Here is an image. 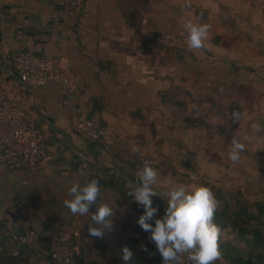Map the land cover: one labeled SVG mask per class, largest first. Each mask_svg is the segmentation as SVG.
Listing matches in <instances>:
<instances>
[{
	"label": "crops",
	"instance_id": "1",
	"mask_svg": "<svg viewBox=\"0 0 264 264\" xmlns=\"http://www.w3.org/2000/svg\"><path fill=\"white\" fill-rule=\"evenodd\" d=\"M231 2L86 0L81 16L66 12L62 0H0V60L7 92L32 120L48 155L39 165L12 171L0 143V215L21 202L28 203L33 210L15 220V229H32L39 236L28 246L5 240L0 264H39L49 258L44 239L54 237L61 226L88 230L90 216L73 215L63 201L73 181L83 184L92 178L102 186L97 203L106 199L114 209L113 226L103 237L79 240L80 264H124L125 246L148 253L149 264H163L150 232L140 227L136 236H117L112 231L124 225L123 211H144L128 195L129 185L139 183L137 173L144 158L163 155L165 165L193 179L200 168L214 166L210 148L215 140L184 121L180 102H175L173 112L168 92H179L182 80L192 74L209 79V85H247L237 77L243 69L233 63L231 49L214 41L224 36L215 33L216 29L233 24L223 20L232 18ZM189 20L210 25L206 47L187 48L184 53L157 49L160 35L187 33ZM22 51L52 58L67 73L73 90L62 84L25 87L14 68V58ZM183 86L189 89L190 83ZM73 107L87 116L103 118L108 127L103 143L75 132ZM9 132L7 121L0 116V139ZM202 134L207 140H201ZM165 165L155 169L158 195L153 197V206L159 211L153 224L167 207L169 186L194 184L174 178ZM95 211L94 204L90 213Z\"/></svg>",
	"mask_w": 264,
	"mask_h": 264
},
{
	"label": "clouds",
	"instance_id": "2",
	"mask_svg": "<svg viewBox=\"0 0 264 264\" xmlns=\"http://www.w3.org/2000/svg\"><path fill=\"white\" fill-rule=\"evenodd\" d=\"M185 28L186 43L190 50L206 47L210 25L189 20ZM242 115L234 112L233 121H239ZM244 151L245 145L233 137L228 159L233 164L238 163ZM137 175L139 183L129 185L128 195L143 206L144 211L137 223L142 230L151 233L150 239L156 245L163 264H182L181 257L185 255L191 264H215L222 257L221 228L214 220L219 202L211 188L202 184L183 183L169 186L167 207L163 216L156 218L153 224L151 221L159 211L158 206H153V197L158 195L155 190L158 173L145 161ZM101 187L96 178L86 179L83 184L75 180L67 188V198L63 201L64 207L73 215L90 216L88 232L93 237H103L105 230L110 231L113 226V207L106 199L97 203L98 197H102ZM94 204L96 211L90 213ZM93 223L96 226H92ZM122 252V260L124 264H128L133 252L127 246Z\"/></svg>",
	"mask_w": 264,
	"mask_h": 264
},
{
	"label": "built area",
	"instance_id": "3",
	"mask_svg": "<svg viewBox=\"0 0 264 264\" xmlns=\"http://www.w3.org/2000/svg\"><path fill=\"white\" fill-rule=\"evenodd\" d=\"M85 2L86 0H62L66 12L81 16L85 14V11L82 13ZM186 41L185 31L167 32L157 38L156 46L164 50L184 53L188 48ZM14 68L25 87L62 84L67 90H73V83L67 73L57 66L52 58L31 51H22L14 58ZM5 80L6 76L0 60V116L7 121L10 128V132L0 139V143L6 165L10 170L16 171L25 166L39 165L47 160L48 155L45 141L32 120L9 97ZM72 125L78 135L94 142L103 143L108 134V127L99 114L90 117L81 113L76 107H73ZM32 210L28 203L21 202L0 215V224L4 226V233L9 241L30 245L39 238L32 229L23 232L15 229V220ZM122 213L125 223L115 228L112 233L117 236H136L140 230L137 223L140 214L135 210H125ZM91 237L88 230H74L61 226L54 237L44 239L50 248L49 258L39 264H80L79 240H89ZM4 243L5 241L0 240V251ZM181 262L191 264L186 255L181 257Z\"/></svg>",
	"mask_w": 264,
	"mask_h": 264
},
{
	"label": "rangeland",
	"instance_id": "4",
	"mask_svg": "<svg viewBox=\"0 0 264 264\" xmlns=\"http://www.w3.org/2000/svg\"><path fill=\"white\" fill-rule=\"evenodd\" d=\"M231 3L229 12L232 18L226 17L223 20L226 23L232 20L233 24L219 27L220 30L216 29L215 33L228 37L229 42H224V45L230 47L233 63L241 65L243 70L241 74L238 72L237 77L247 87L240 91L235 88L230 94L221 95L216 92L213 95H217L216 101L208 100L209 97L205 96L199 105V112L206 115L211 110L208 107L213 103L221 107L220 113L225 114L234 100L240 102L244 111L239 121L232 122L234 133L231 140L235 137L242 142L245 151L241 153L240 161L233 164L228 159L231 141L226 142L216 130L203 129L210 140H215L210 148L214 153L211 154L214 166L210 169L200 168L199 175L194 176L206 175L216 179L217 186L230 190L240 188L250 202H255L264 199V0H232ZM205 93L209 95L207 93L210 91ZM237 93L242 96L235 98ZM206 123L216 124L213 121ZM205 139L207 136L202 134L201 140ZM201 149L205 151L204 146Z\"/></svg>",
	"mask_w": 264,
	"mask_h": 264
},
{
	"label": "trees",
	"instance_id": "5",
	"mask_svg": "<svg viewBox=\"0 0 264 264\" xmlns=\"http://www.w3.org/2000/svg\"><path fill=\"white\" fill-rule=\"evenodd\" d=\"M84 11L85 6L82 13H84ZM214 41L217 45L229 42L228 37L222 35H218ZM157 49L164 50L159 47H157ZM190 75L191 73L188 76ZM196 76V74H192L191 78L188 77L189 80H187V77L182 80L183 85L187 83V81L190 83L189 89L181 85L179 92L176 93L175 89L168 92V95H170L168 102L172 105L171 109L173 112L176 111L175 102H180V109L182 111L181 117L185 122L202 130H216L226 142L231 141L232 134L234 133L232 122H236L233 121L232 114L234 112L243 113L244 109L241 103L234 100L226 109V113L223 114L220 113V110H222L220 109L221 107L211 102L212 104L208 107L211 110H209L206 115H202L199 112V105L203 103L205 96L209 97L208 100L216 101L217 95L213 96L216 92L221 93V95L230 94L231 90H235L236 88L237 91H240L244 88L246 89L247 85L231 84L227 86L219 85L216 82H212V84L209 85L207 84L209 79L201 75L199 78H195ZM205 91H210V93H207L209 95H206ZM238 96H242V94L237 93L235 98H238ZM206 121H213L216 124L206 123ZM146 160L153 161L149 164L154 169L158 168L160 165H165L166 162L163 155L154 158L146 157L142 163L144 164ZM165 171L167 173L169 172L174 178L182 179L188 183L192 182L198 185H206L210 187L215 194L219 205L214 220L221 228L220 248L222 251V257L217 260L215 264H264V199L250 202L240 188L237 190H230L224 186H217L215 183L216 179L213 180L206 175H200L193 179L190 174L180 173L171 165H165ZM132 210L137 211L140 215L142 214L141 210L138 208ZM92 237L90 239H92ZM7 239L8 237L4 233V226L0 224V240L5 241ZM17 244L28 246L20 243ZM130 250L133 252V256L129 264L150 263V255L148 253ZM0 253L2 252L0 251Z\"/></svg>",
	"mask_w": 264,
	"mask_h": 264
}]
</instances>
